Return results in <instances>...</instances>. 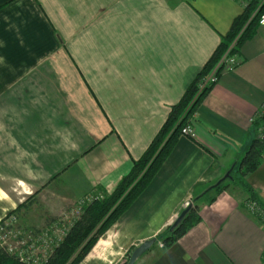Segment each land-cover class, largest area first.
I'll return each mask as SVG.
<instances>
[{
    "label": "crops",
    "instance_id": "1",
    "mask_svg": "<svg viewBox=\"0 0 264 264\" xmlns=\"http://www.w3.org/2000/svg\"><path fill=\"white\" fill-rule=\"evenodd\" d=\"M243 9L236 0H0V221L22 203L12 186H30L22 192L29 195L41 176L24 137L65 145L60 133L74 129L76 157L40 188L51 190L57 211L111 193ZM67 17L75 20L63 27ZM66 30L76 31V54ZM237 55L241 63L222 73L198 107L193 135L179 137L80 264H122L153 237L155 246L135 264L147 256V264H264V227L243 207L242 189L212 203L197 199L254 138L252 121L264 103V24ZM247 181L264 203V162ZM196 202L200 222L164 249L160 235Z\"/></svg>",
    "mask_w": 264,
    "mask_h": 264
},
{
    "label": "trees",
    "instance_id": "2",
    "mask_svg": "<svg viewBox=\"0 0 264 264\" xmlns=\"http://www.w3.org/2000/svg\"><path fill=\"white\" fill-rule=\"evenodd\" d=\"M242 11L231 23L232 26L228 33L222 35L221 41L212 56L196 74L197 76L190 85L186 87L187 89L178 99L179 101L171 105L161 128L142 155L134 160L130 172L122 178L111 193H106L103 197H100V194L94 195V198L85 202L80 215L74 220L61 244L54 246L41 264H80L100 237L128 210L151 182L181 137L183 128L191 120H194L203 98L215 85L211 84L200 90L198 87L200 82L212 72L229 49V55L238 54L243 43L256 34L260 25L259 21L264 15V0H250ZM252 122L254 138L245 154L230 169L229 177L222 180L219 185L209 187L197 199L212 203L219 194L229 190L230 186L234 185L246 193L247 198L245 200H256L264 209V203L258 197V193L247 181L248 176L264 162V112L260 111ZM242 205L245 206L244 203ZM21 206L19 204L6 218L2 219L0 225L4 224L7 218L13 216ZM199 211L200 205L196 202L188 211L185 219L172 232H170V226L160 235L159 238H162L164 249L172 246L190 228L200 222ZM0 264L31 263L21 261L2 247Z\"/></svg>",
    "mask_w": 264,
    "mask_h": 264
},
{
    "label": "rangeland",
    "instance_id": "3",
    "mask_svg": "<svg viewBox=\"0 0 264 264\" xmlns=\"http://www.w3.org/2000/svg\"><path fill=\"white\" fill-rule=\"evenodd\" d=\"M73 19L75 20L74 17H70V18L67 17L65 19L66 20L65 22L68 21L69 23L67 22L63 27H66L68 25L71 26L72 25L71 21H73ZM69 33L71 34V36L68 37V39L74 40L73 43L71 44L72 47L71 50H73V52L76 54V31H69V32L67 30L64 31V35H69ZM58 34L63 39L61 33L58 32ZM227 52L229 53L230 49ZM69 55H71L70 52ZM52 113H54V116L52 118L55 119V116L56 118L58 117L56 114H59V111H51L50 114ZM19 117L20 116L18 115V118ZM52 129L54 130V132H56L57 127L55 128L53 124ZM60 134H63L62 137L65 140V145L48 143V140L46 139L45 140L47 142L45 140H40L39 138L37 139L35 138L31 140L30 137L27 138L24 137V140L22 142L29 148V151L31 150L32 153L31 156L33 157V159L37 163H41V167L43 168L41 169L42 172L39 173L41 174L39 179H35L34 180L35 183L31 185V187L34 190L31 194L29 195L22 194L23 191H29L28 189L30 188V186L26 184L12 186L14 188L13 190L14 192H12L13 195L16 198L23 197L22 203H20L22 205L21 208L18 211H16V213L13 215L14 216L13 228L16 231H21V232L31 231L32 233L35 232L40 233L39 235L41 236L40 237L41 243L37 246H39L38 248L41 250L42 253L44 252L45 248H42L41 246L47 243H49L48 245L51 246V248H53L57 244H61L67 232L69 231V228L73 224L74 220H76V218L80 215L83 209L82 206L85 204V202L88 201V199L94 198V196H88L85 198L83 197L74 202H67L64 205H59L61 209L60 211H57L54 206L56 203L53 202L55 200V197L52 196L53 194H50L51 190L49 188L40 190V188H43L45 184L48 182L47 180L48 178L49 180H51L55 177V176L51 177V175H53L54 173L59 174L61 170H63V168L76 157V153L72 151V148L76 147V138L74 140V135H75L74 129L72 130V128H65L63 129V132ZM59 148H63L65 151H63V156H58L57 159H55L52 156L53 155L52 149L58 150ZM32 170L37 171L36 169H32ZM30 177L31 178L33 177L32 173ZM231 188L235 189L237 188V186L231 185L229 189ZM104 194L106 193L103 192L100 195L103 197ZM48 200H52V201H48ZM245 201L246 200H244L242 204L245 203ZM161 239L162 238H159V240ZM1 243L2 240L0 239V250L2 248ZM161 243H163V241L159 242V244ZM130 255L128 252L126 256L122 257L121 263L122 264L126 263ZM151 259H152L151 256H147L144 258V260L140 262V264H147Z\"/></svg>",
    "mask_w": 264,
    "mask_h": 264
},
{
    "label": "built area",
    "instance_id": "4",
    "mask_svg": "<svg viewBox=\"0 0 264 264\" xmlns=\"http://www.w3.org/2000/svg\"><path fill=\"white\" fill-rule=\"evenodd\" d=\"M241 3L244 7L250 2V0H236ZM260 24H264V15L260 19ZM241 63V59L237 54L229 55L227 52L222 59L218 62L215 68L212 70L209 75L203 79L200 84V90L204 89L205 86L216 84L222 73L234 70ZM262 112H264V103L261 108ZM192 120L189 124H187L183 130L182 135L190 137L193 135L192 133ZM100 197H102L100 195ZM91 200V199H88ZM247 210H249L261 224L264 226V209L256 200H246L244 203ZM14 226V216H11L5 220V223L0 225V239L2 240V247L6 248L9 253L14 254L21 261L28 262L31 264H41L43 260H45L48 254L53 250L51 246L47 244L41 246L44 249L42 253L38 248L41 240L40 233H32L30 232H21L16 231L13 228ZM58 245V244H57ZM163 246V243H161ZM263 263H264V255H263Z\"/></svg>",
    "mask_w": 264,
    "mask_h": 264
},
{
    "label": "water",
    "instance_id": "5",
    "mask_svg": "<svg viewBox=\"0 0 264 264\" xmlns=\"http://www.w3.org/2000/svg\"><path fill=\"white\" fill-rule=\"evenodd\" d=\"M229 172H227V174L213 186L219 185L222 180H224L227 177H229V175H230ZM192 207H193V205H192V203H190L183 211H181L180 215L178 216V218L176 219L174 224H172V226L170 228V232H172L176 228V226H178V224L181 223L185 219L186 215L188 214V211L191 210ZM156 241H157V238L153 237L151 239L143 241L138 246H136L134 248V250L132 251V253H131L130 257H129V260L127 261L126 264H135L136 261L144 253H146L155 244Z\"/></svg>",
    "mask_w": 264,
    "mask_h": 264
}]
</instances>
